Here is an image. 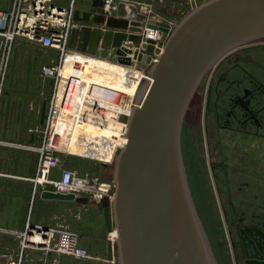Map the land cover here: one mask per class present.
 <instances>
[{
	"label": "water",
	"instance_id": "1",
	"mask_svg": "<svg viewBox=\"0 0 264 264\" xmlns=\"http://www.w3.org/2000/svg\"><path fill=\"white\" fill-rule=\"evenodd\" d=\"M100 5V0H92L87 10L73 11L72 21L86 27L71 30L69 48L75 49L76 38L80 42L77 50L88 55L98 45L118 48L117 62L129 65L125 55L134 46L140 49L138 61L149 65L151 79L139 88L136 107L126 120V143L114 157V195L92 204L100 209L105 230L116 234L117 263L217 264L187 184L182 123L205 74L230 51L264 38V0H207L172 26L149 23L147 27L158 32V43L142 42L137 35L146 16L136 6L120 3L118 19H104L96 13ZM127 20L129 35L102 29H126ZM152 58L155 61L150 64ZM42 119L43 110L40 122ZM40 198L89 205L85 197L46 190L40 192ZM250 231L255 230H239L243 245ZM253 241L260 254L251 258L256 261L245 259L244 264H264V238ZM112 253L109 244V259ZM244 253L247 256L245 247Z\"/></svg>",
	"mask_w": 264,
	"mask_h": 264
},
{
	"label": "built area",
	"instance_id": "2",
	"mask_svg": "<svg viewBox=\"0 0 264 264\" xmlns=\"http://www.w3.org/2000/svg\"><path fill=\"white\" fill-rule=\"evenodd\" d=\"M101 5L96 10L104 19H118L116 16L118 5L120 3L131 4L138 8L141 14L146 16L142 24L141 33H138L142 42L151 40L158 43L157 30L148 28L149 23H165L161 21L155 11L146 3V0H100ZM74 11V0H69L67 7L54 4L52 0H11L7 11H0V38L3 42V53L6 52V58L11 43L16 38H22L27 41L35 42L42 48L52 49L57 55V60L41 68V75L50 79L51 90L47 99L42 128L40 130V142L37 146H22V148L35 153L36 168L34 176L29 179L33 188L40 186L42 190L53 193L72 195L73 197H85L89 205L96 204L103 197L112 199L115 192V184L111 181H100L97 178L84 174L79 175L72 169H61L58 176L51 177L52 171L57 167V153H67L66 150L58 148V142L63 141L67 132H73L76 128L90 126L101 130L109 127V120L115 123L116 135L113 137L111 146L112 158L116 152L122 148L126 140V120L132 110L136 107V97L141 85L145 82H151L147 72L139 66L142 64L137 59L140 49L131 47V54L125 57L130 59L128 67L132 69L125 70L131 85L135 86L133 94L126 93L123 90H117L109 86H104L91 80L87 74L84 75V66L78 61L77 56L93 57L81 53L78 50L70 49V32L79 23L72 21ZM126 29L104 26L102 29L112 32H123L127 35L129 31L130 20H127ZM169 26L173 23L167 22ZM94 26H92L93 28ZM91 28V27H90ZM128 44L129 42L126 41ZM157 46V44H156ZM155 46V47H156ZM70 55L74 59L66 64V57ZM3 55L1 64L3 61ZM151 59V63H154ZM116 66V62H114ZM132 64V65H131ZM68 66V70L65 69ZM120 67L119 65H117ZM0 65V69H1ZM5 67V64H4ZM3 70H0V95L3 80ZM98 89L99 96L92 95L93 89ZM108 139L95 137L92 139L77 136L75 144L84 150L97 152V147L102 150L107 144ZM83 158L96 160L100 163H110L108 160H100L81 156ZM114 231L109 235L113 236ZM21 237V248L26 246L36 248H50L56 253L68 255L76 260L95 259L77 246L76 233L64 228L41 226L30 227L27 223L25 229L19 234ZM115 240V239H114ZM9 264H18L9 263Z\"/></svg>",
	"mask_w": 264,
	"mask_h": 264
},
{
	"label": "crops",
	"instance_id": "3",
	"mask_svg": "<svg viewBox=\"0 0 264 264\" xmlns=\"http://www.w3.org/2000/svg\"><path fill=\"white\" fill-rule=\"evenodd\" d=\"M10 1L0 0V11H7L10 7ZM52 1L57 4L55 0ZM84 1L89 6L92 0ZM189 1L192 5V0ZM146 3L156 13L157 5L162 6L165 0H146ZM87 9L88 7L84 9L74 8V10ZM82 27L86 26L77 24L74 29H81ZM21 40L25 39L16 38L11 43L9 51L14 42ZM0 42L3 45L1 38ZM79 43V39L76 38L75 50L79 49ZM105 52H107L108 60L103 59V61L114 63L109 58L110 55L113 56V50L104 49L99 45L91 56L102 59ZM84 57L89 62L98 61L96 59L91 60L87 56ZM80 58L82 57L77 56L76 59ZM72 59L74 57L68 55L66 64ZM52 63L54 61L48 59L40 64V58L21 60L15 64L11 63L10 71L5 76L6 78L4 77L3 86L1 87L0 264L16 262L18 264H118L115 256L114 240L109 235L110 232L105 230L102 215L101 217L97 215L94 218L90 217L87 205L41 199L40 192L43 188L40 186L33 188L32 183L29 182V179L34 176L37 159L35 153L22 148V146H37L40 142V130L51 90V81L41 75V68ZM90 68L89 66L88 71ZM65 69H68V66H65ZM44 92L48 93L47 97ZM42 110L43 119L40 122ZM61 169L67 168L58 163L52 171L51 177H57ZM262 179L259 181L256 177H253L246 180L248 185L245 189L238 190L235 188L231 190V195H229L233 205L237 206L238 211L243 212L241 227L255 230L245 235L244 245L240 236L233 235L232 240L235 241L236 246H231V264H244L245 259L252 263L256 260L251 258H255L260 254L255 248L253 239L259 238V236L264 238V201L259 203V196H264V170ZM239 199H244L246 202L238 203L237 200ZM27 223L44 227H66L76 231L77 246L84 249L90 257L95 259L76 260L68 255L56 253L51 249L53 242H51L50 248L29 246L21 248L19 234L24 231ZM109 244L112 245L113 252L111 259L107 257V246ZM244 247L247 256H245ZM262 250H264V246Z\"/></svg>",
	"mask_w": 264,
	"mask_h": 264
},
{
	"label": "rangeland",
	"instance_id": "4",
	"mask_svg": "<svg viewBox=\"0 0 264 264\" xmlns=\"http://www.w3.org/2000/svg\"><path fill=\"white\" fill-rule=\"evenodd\" d=\"M55 1L60 6L67 7L69 0ZM206 1L207 0H192L191 5L189 0H165V3L162 6L157 5L156 13L161 21H164L165 23H178L192 9L202 5ZM87 7L88 5L84 0H74V8L84 9ZM108 49L110 51L113 50L114 54L113 56L110 55L109 58H111L113 62H116V66H114L115 64L112 62L109 63L107 61H103V59L108 60L107 52L103 53L104 58L101 57L102 59H100L98 57L96 58L98 61H93L94 63L87 61L86 57H82L80 59L87 61L88 65L91 67L87 72V75L90 76L92 80H96L98 82L111 83L117 87L132 89L133 85H131L129 80H127L125 70L127 71L133 67H128L129 65H123L117 62L119 58L117 55L118 48L109 47ZM51 50L48 48L44 49L35 42L21 40L13 43L6 58V52L3 53V45L0 42V65L2 66L0 70L4 69L2 86L4 77L7 75L8 71H10L9 69L11 63L15 64L21 60H32L38 58H40V64L45 60L47 61L48 59L55 62L57 60V55L55 51ZM2 55L4 58L1 64ZM139 67L144 71H148L149 69V65L146 64H142ZM115 68L122 69L125 74L123 73L122 76H116L114 73ZM209 74L210 73H208L204 79L202 87L199 90L200 92L202 88L204 91L206 90V83ZM44 94L47 97L48 93L44 92ZM195 97L196 99L192 101L189 110L185 114V119L181 129V154L185 168L187 184L196 213L203 226V230L205 231V235L209 241L217 264H231V241L229 231L232 230L230 218L233 215L230 213V198L225 194L217 195L216 188L217 186L220 188V186L218 185V182H216L217 180H214L209 174L211 163L215 162V157L218 155L215 148L216 138L214 136L210 138L211 142L209 153L207 147L205 146L206 140H204L201 134L204 112L203 99L198 97V95H195L194 98ZM192 108L195 109L193 110ZM209 155L213 156V158L209 159ZM56 156L59 165L67 169H72L79 175L87 174L97 178L100 181L112 180L115 155L110 163L108 162L105 164L96 160H91L72 154L57 153ZM259 197V203H262L264 201V196L260 195ZM237 202L245 203L246 200L239 199ZM220 203L223 204L224 211L221 209ZM87 211L89 216L93 218L96 217V215L99 217L102 215L100 209L95 208V206L87 205ZM63 228L76 233V231H73L69 228Z\"/></svg>",
	"mask_w": 264,
	"mask_h": 264
},
{
	"label": "flooded vegetation",
	"instance_id": "5",
	"mask_svg": "<svg viewBox=\"0 0 264 264\" xmlns=\"http://www.w3.org/2000/svg\"><path fill=\"white\" fill-rule=\"evenodd\" d=\"M208 73L206 90L202 88L200 92ZM195 95L203 99L201 134L209 153L210 138H216L218 157L211 163L209 174L220 186L216 188L217 195L229 196L235 188L245 189L246 180L253 177L263 180L264 38L230 51L209 70L191 97L185 114ZM220 205L224 211L223 204ZM229 207L233 215L229 235L231 246L235 247L233 235L239 236V230L245 229L241 227L243 212L238 211L231 199Z\"/></svg>",
	"mask_w": 264,
	"mask_h": 264
},
{
	"label": "bare ground",
	"instance_id": "6",
	"mask_svg": "<svg viewBox=\"0 0 264 264\" xmlns=\"http://www.w3.org/2000/svg\"><path fill=\"white\" fill-rule=\"evenodd\" d=\"M125 47L128 48L129 44H126ZM159 50H161V49H159ZM66 59H67V57H66ZM90 59L92 60L94 58L91 57ZM152 59H153V61H155L154 58H152ZM78 61L84 63L83 64V66H84L83 73H84V75L87 74L88 69H89L88 62L84 61L82 59H78ZM66 70H68V69H66ZM115 70H117L116 76H122L123 75V71L122 70L117 69V68H115ZM94 81L97 82V83H101L104 86H109V87H112V88L117 89V90H119V89L123 90L126 93H128V95L129 94H133L134 89H135L134 85H133L132 89H130V88L129 89H124V88H121V87H117V86H115V85H113L111 83H105V82L103 83V82H98L96 80H94ZM100 93L101 92L98 89L94 88L92 90V95H94V96H99ZM115 128H116L115 123L113 121H111V120H109V127L101 129V130L94 129V128L90 127V126H83L81 128H76L73 132H67L65 134L64 140L58 142V148L60 150H66L67 153L75 154L76 156H85L86 155L87 157H90V158H97V159H100V160H108V161H110V159L112 157V150H111V146L113 145V143H112L113 140L112 139L116 135ZM78 135L86 137V138H89V139H92V138H95V137H103L105 139H108L109 141H107V144L104 145V146H107V147H105L104 150H102L100 147H97V149H96L97 152H94V151L88 150V149L84 150L82 147L77 146L75 144V140H76V137ZM125 142H126V140H124V143ZM112 237H113V240H114L115 237H116L115 232L113 233Z\"/></svg>",
	"mask_w": 264,
	"mask_h": 264
}]
</instances>
